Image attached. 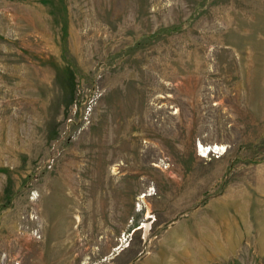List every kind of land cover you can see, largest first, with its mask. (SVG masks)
Here are the masks:
<instances>
[{
  "label": "rangeland",
  "instance_id": "374dc122",
  "mask_svg": "<svg viewBox=\"0 0 264 264\" xmlns=\"http://www.w3.org/2000/svg\"><path fill=\"white\" fill-rule=\"evenodd\" d=\"M0 264H264V0H0Z\"/></svg>",
  "mask_w": 264,
  "mask_h": 264
},
{
  "label": "bare ground",
  "instance_id": "6f19581e",
  "mask_svg": "<svg viewBox=\"0 0 264 264\" xmlns=\"http://www.w3.org/2000/svg\"><path fill=\"white\" fill-rule=\"evenodd\" d=\"M238 57V56H237ZM234 59V58H233ZM235 60V59H234ZM201 71V70H200ZM125 94V93H124ZM118 106V105H117ZM139 113V112H138ZM116 122V121H115ZM130 124H133V123H130ZM136 126V125H135ZM119 127V126H118ZM125 129V128H124ZM126 130H127V128H126ZM129 130V129H128ZM134 131V130H133ZM136 131V130H135ZM126 134V133H125ZM127 134H128V132H127ZM130 134H131V132H130ZM129 136V135H128ZM118 172V171H117ZM114 174V173H113Z\"/></svg>",
  "mask_w": 264,
  "mask_h": 264
}]
</instances>
